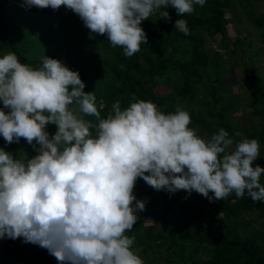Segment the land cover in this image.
<instances>
[{"label":"clouds","instance_id":"obj_1","mask_svg":"<svg viewBox=\"0 0 264 264\" xmlns=\"http://www.w3.org/2000/svg\"><path fill=\"white\" fill-rule=\"evenodd\" d=\"M205 3L21 0L29 10H71L126 57L148 43L142 21L156 12L169 20V7L183 17ZM174 28L190 35L184 19ZM85 87L80 73L59 59L44 55L34 67L14 52L0 58V136L7 145L23 138L36 153L20 158L0 147V239L23 238L59 264H144L135 236L126 234L146 206L134 195L138 179L156 191L196 192L210 202L232 193L264 202V167L254 165L257 139L234 141L224 128L201 137L188 111L165 113L135 94L127 107L116 101L102 117L104 100Z\"/></svg>","mask_w":264,"mask_h":264},{"label":"trees","instance_id":"obj_2","mask_svg":"<svg viewBox=\"0 0 264 264\" xmlns=\"http://www.w3.org/2000/svg\"><path fill=\"white\" fill-rule=\"evenodd\" d=\"M260 4L264 0H206L203 7L196 5L192 14L183 17L169 7L165 9L169 20L156 12L142 21L148 43L141 45L138 53L126 57L122 48L110 46L104 50L103 58L96 59V66L89 69L65 48L52 12L26 9L21 0H0V58L14 52L22 63L34 67L44 55L69 60L68 67L78 71L86 85L84 91L95 92L98 100H104L102 117L116 101L121 102L122 108L127 107L133 94L137 99L154 102L165 113L181 108L191 114L190 127L197 129L201 137H210L224 128L234 141L244 137L257 139L260 156L254 165L264 167V76L252 67L245 68L255 121L245 126L232 125L227 115L234 105L220 72L223 54L206 49V39L214 41L218 36L217 47L227 50L231 44L227 25L233 22L227 14H234L237 5L253 9ZM252 9L247 11L249 16H253ZM70 16L80 19L74 13ZM179 18L187 21L190 35L174 28ZM254 23L262 29L264 44V16L254 18ZM237 46L235 40L234 48ZM200 91L206 99L201 104L197 102ZM47 131L54 134L56 126L49 125ZM236 132L242 136H235ZM0 147L20 158L36 154L23 138L19 144L7 145L0 136ZM261 183L264 184V176ZM134 195L146 201V206L137 213V223L126 234L135 236L133 247L144 264H264V234L254 232L241 237L238 233V227L247 225L239 221L244 214L264 215V202H253L247 194L237 198L235 193L226 200L210 202L196 192L188 196L184 191H156L142 179L137 180ZM0 264L59 262L46 249L26 244L23 238H4L0 239Z\"/></svg>","mask_w":264,"mask_h":264},{"label":"rangeland","instance_id":"obj_3","mask_svg":"<svg viewBox=\"0 0 264 264\" xmlns=\"http://www.w3.org/2000/svg\"><path fill=\"white\" fill-rule=\"evenodd\" d=\"M252 8L236 6L234 14L228 13L227 18L233 20L227 25L231 44L227 50H220L217 47L219 37L211 41L206 39V49L211 53L221 52L220 72L224 75L223 85L231 97L234 109L227 115L232 125L245 126L252 123L254 118L251 115L253 103L249 99L247 89L249 82L245 79V68H254L260 76H264V44L262 42L261 27L254 23V18L264 16V4L253 7V16L247 11ZM54 22L59 26L66 49H70L81 66L92 69L96 66V59L103 58L104 50L110 47L106 36L92 33L83 22L71 17V10L61 7L59 10H52ZM150 19V18H149ZM148 20V19H147ZM238 46L234 48V41ZM234 50V51H232ZM213 55V54H212ZM67 67L69 60H61ZM206 101L205 95L200 91L197 102ZM186 106L180 104V106ZM239 221L247 222V225L238 227L241 237L254 232L264 234V215L259 213L244 214ZM138 253V250H136ZM152 257L149 255L148 260Z\"/></svg>","mask_w":264,"mask_h":264}]
</instances>
